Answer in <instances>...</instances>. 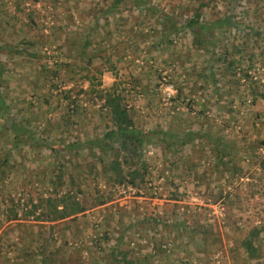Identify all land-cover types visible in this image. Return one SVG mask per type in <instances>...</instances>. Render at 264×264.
I'll use <instances>...</instances> for the list:
<instances>
[{
  "label": "rangeland",
  "instance_id": "rangeland-1",
  "mask_svg": "<svg viewBox=\"0 0 264 264\" xmlns=\"http://www.w3.org/2000/svg\"><path fill=\"white\" fill-rule=\"evenodd\" d=\"M109 1L0 0V88L8 112L28 118L35 133L30 146L8 151L4 174L0 172V264H39L38 242L50 234L52 222L57 224L51 235L57 242L67 239L65 256L74 264H110L114 243L133 264H264V168L259 164L264 147L258 145L264 138V0H201L205 20L229 12L240 23L211 30L216 47H240L227 53L244 61L231 70L224 62L217 68L211 53L217 48L211 42L193 44L184 28L157 43L156 15L133 6L132 0L120 2L113 14H101L104 26L92 25ZM148 1L179 25L200 0ZM87 32L92 45L105 48L84 62L80 39ZM103 55L113 58V68L106 67ZM54 68L57 72L49 76ZM199 70L211 72L199 77ZM112 83L123 88L135 125L154 130L152 139L167 131L162 140L143 146L146 170L139 186L113 183L89 147L67 149L70 132L52 129L60 130L64 117L83 140L101 131L107 116L89 88ZM79 88L87 91L76 95L79 106L73 112L63 95L73 97ZM3 121L0 113V130L6 131L0 156L10 133ZM179 131L193 139L179 144L170 134ZM20 141L28 140L23 136ZM56 142L62 144L60 158L50 149ZM58 170L64 174L57 182ZM53 181L59 190L79 193L83 203L96 195L95 187L110 191V198L67 220L21 217L24 199L45 195ZM10 207L17 218L6 216ZM252 226L259 228L255 256L240 246ZM201 227L208 228L203 245L190 233L195 228L200 233ZM117 235L121 238L115 242Z\"/></svg>",
  "mask_w": 264,
  "mask_h": 264
},
{
  "label": "trees",
  "instance_id": "trees-1",
  "mask_svg": "<svg viewBox=\"0 0 264 264\" xmlns=\"http://www.w3.org/2000/svg\"><path fill=\"white\" fill-rule=\"evenodd\" d=\"M123 1L125 0H110L109 3L101 9V13L95 16L92 25L104 26L106 23L103 18L100 17L101 14H113L118 10V4ZM132 1L134 4L133 6H138L141 8V10L144 11L147 10V13L150 15H156L155 20L157 21L160 29L158 38L156 39L157 43L165 41L166 38L173 34V32L177 29L184 28L190 31L191 42L193 44H198L199 46L203 47L202 42H211L212 46H214V48H217L215 52H211L217 57L215 59V62L213 63L217 66V68H221L223 62L229 70L234 69L236 66L244 64L241 55H227V53H230L231 50L237 53L240 50V47L232 49L228 46V44H222V46L216 47V41H214V39L212 38L211 30L214 26L228 25V27H233L236 25H240V23L233 18L231 13L225 12L223 15L218 16L212 20H205L203 18L204 14L201 10V7L205 5V2L200 0L194 7L193 12L188 17V19L178 25L177 21L174 18L169 16L168 13L163 12L159 7L152 5L148 0H145L144 2L142 0ZM99 19L100 22L95 23V21ZM106 31H108V29H106ZM106 34V37L103 36L105 39L108 38L109 32H106ZM90 35L91 34L87 32V35H83L80 39L82 42L80 46V57L84 62H86L87 59L93 60V58H96L98 54H100L102 48H105L104 46L100 47L99 43H97V45H92ZM101 38L102 37L99 36L98 40H101ZM26 42H33V40H27ZM221 48L223 50H220ZM14 51L19 52L18 49H14ZM36 52L37 51H33L32 49H25V54L38 58L39 53ZM104 57V60L108 62V65L106 67L113 68V58H111L110 55H105ZM40 62L39 64H42ZM85 68L86 72H88L87 66ZM95 70L99 73L102 69L95 67ZM2 72L3 63H1L0 61V77L2 76ZM55 72H57L55 68L53 70H50L49 76L55 74ZM210 72V70H208L207 72H205L204 70H199L197 71L196 75L201 77L203 74H206V77L208 74H210ZM85 75H87V73H85ZM94 77L95 75L91 74L89 78ZM98 83L99 80L96 81V85ZM115 84L116 83H112L110 86L105 88L94 87L92 85L89 88L90 91L96 92L97 98L101 100L100 108L107 116V122L105 123V126L101 131L99 130V132L92 133L91 137L83 140L72 133V125H70V122L64 119V117H61L59 119L60 123L62 121L60 130L55 127L52 129H54V131H57L59 134H63L64 131L70 132L72 136H65L64 141V146L67 149L71 148L75 152H78L79 147H89L90 149L88 153L90 154V156L96 157L97 161L101 163L102 172H104L107 175V178H110L113 183H124L132 186H139L140 182H142L145 178L144 173L146 170L145 161L141 158L143 146L146 144L157 143V139L162 140L167 131L164 130L159 132V137H154L152 139V132L154 130L142 129L139 126L135 125L134 119L132 117V107L130 105H127L126 103L123 88L117 87ZM86 91V89L79 88L75 92V95H73V97H71V93L69 92H66L63 95L65 98H68V102L72 104L67 106L68 110H72L73 112H75V107L79 106L78 97L76 95L78 93L83 94V92ZM5 102L6 101L4 94L2 92V89L0 88V113L1 115H3V122L8 123V131L10 132L8 135L9 143L4 146V152L0 156V172L2 174H4L5 171V167L3 165L8 159V151L12 148L16 149L18 146H24L25 143L30 146V144H32L33 140L35 139V133L31 129L32 126L29 125V119H26V117L20 116L17 113L11 114L10 112H8ZM27 124L30 127H28ZM5 132L0 130V137H2ZM187 133L188 132L186 131H179L177 133H174V135L172 133L170 134L171 138L175 137L176 139H180L179 144L183 145L193 139L189 136L186 137ZM23 136H25L28 141H20L22 140ZM59 145L62 144L58 142L52 143L50 149L54 150V154H56V156L60 158L58 154ZM167 145L168 142L166 143V146ZM258 145L264 147V138L259 140ZM259 164L262 166V168H264V159H261L259 161ZM60 165L61 163H59L58 168L61 169ZM89 170H91V167H89L88 171ZM63 174L64 171L58 170L55 174V180H57L58 182L63 177ZM68 175H71V172H68L66 174V177ZM55 183L56 181H53L51 184V188H47V193L45 195L39 194L36 200L33 201L32 197L28 195L22 203L20 202L21 205H23V208H21L22 213L19 215L21 217H24L28 216V214H33V217L40 222L67 220L68 218L76 217L77 214L86 209L87 206L102 204L110 198V191L107 192V194H104V192L99 191L95 187L94 189L96 191V195L93 198H89V202L83 203V198L79 193L73 192L67 188L59 190L58 188H56ZM6 216H10V218H17V213L13 210L12 207H10L8 208V214ZM144 218L145 217H143L142 220H144ZM146 218L153 219L154 217L147 216ZM56 224V222L48 223L50 234L42 238V240L38 242V244L41 245V248L37 250V253H35L36 259L39 264H74V261H69V256H65V253L70 249V245H68L67 239L63 238V240H59L57 242V236L51 235V233L55 230L54 226ZM207 229L208 228L206 227H201L199 229L201 232L198 233L197 229L195 228L190 233L194 235L197 241H202L203 245L204 243L208 242L206 236H203L204 232ZM258 232L259 228L256 226H252L248 229L247 234L240 240V246L244 249V251L248 253L249 256H255L259 254L258 244L253 242V239L256 238ZM191 234H187V236L193 237ZM120 238L121 235H117V240L115 242H117ZM213 238L214 237L212 236V239ZM215 239L218 240L217 234ZM44 242L45 244H42ZM111 250L110 264H133L126 257V253L118 247L117 243H114L111 246Z\"/></svg>",
  "mask_w": 264,
  "mask_h": 264
}]
</instances>
